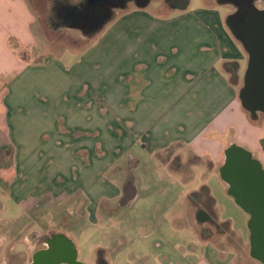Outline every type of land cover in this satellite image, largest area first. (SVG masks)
<instances>
[{
	"label": "rangeland",
	"instance_id": "rangeland-1",
	"mask_svg": "<svg viewBox=\"0 0 264 264\" xmlns=\"http://www.w3.org/2000/svg\"><path fill=\"white\" fill-rule=\"evenodd\" d=\"M26 1L35 17L31 29L34 38H36V43L33 42L21 47L16 41L9 40L8 44L17 50L19 47L21 48L19 52L23 58H26L24 61L26 66L40 62L46 54H49L48 56L51 58L56 55L55 58L57 59H49V62L51 61V65L57 69L59 67L61 72L69 75L67 78L70 84H67H69V88L74 90V95L72 94L73 103L78 106L79 112L83 111L84 122L87 127L92 126L91 120H94V118L88 117L89 110H94L100 117L99 121L101 122L102 119L106 125V137L104 138V145H102L101 137L104 134L101 133V129H95V132L84 129L79 132L67 130L58 121V135L56 132L55 135L54 132H51V134H46L40 139L42 144L47 143L55 153L49 157L50 154L44 151L46 155L37 162L38 164L36 163L38 170L42 173V169L45 168L49 170H54L56 167L62 169L64 165L72 164L74 165L72 172L89 169L90 177L95 180L93 185H97V188L103 183L108 189L111 186L123 188L125 185H131L139 189L140 195L135 205L130 208H119L118 205H113V212L110 209L109 213L101 216L108 224L102 229H98V227L87 224L85 205L89 199L80 189L68 193L66 198L60 196L59 198L62 199L57 202L51 200V206L42 203L45 206L39 208L38 206L34 207V202L32 203L31 200L22 201V196L10 191L9 187H1L0 232L4 233L5 238L0 242V264L6 263L7 255H15L18 252L23 253V256L17 257L19 262L27 264L32 252L43 245L42 238L53 232L73 240L79 254L78 261L85 264H93L98 252L108 264H158V257L156 256L161 254H168L172 258L178 259L180 257L173 249V244L176 240L181 243H188L193 233V219L196 217L192 200H188L182 195L184 192L196 191L200 193V201L204 200V194L200 192L201 183L204 179L208 181L207 185L210 187L211 198H208L210 214L215 217V221L218 222L217 225L223 228L228 227L232 234L237 228L240 229L243 226L240 210L233 205V199L227 196L219 175L212 176L205 164L192 163L188 160L190 145L181 146L178 143H172L168 148L153 156L149 153L151 146H146L147 138H142V136L149 137L150 130L147 132L135 124L128 123L127 120H124L123 128L112 123L115 115L113 110L115 98L111 91V79L116 74L118 62L124 63L126 55V59H130V47L134 48V45L143 44L144 40L150 42V45L154 44L153 52L160 50L158 43L164 42L165 46V53H159L157 58V62L160 63L158 67L163 68V73H156L155 80L150 86V91H154V95L150 99L155 101L148 113L153 118L151 124L155 122L159 125L155 128H162L166 118L160 119V116L168 110L176 113L180 109V103H174L170 108L160 101L164 99L161 98L164 95L162 90L180 89L182 87L181 85L178 87L174 83V79L177 77L182 81L185 80L183 86L186 90H189L191 82L194 81V73L189 71L184 62L183 66H180L179 62L184 58L182 48L186 47L187 43H196L197 38L202 35L189 33L185 29L202 24L201 20L193 14V11L202 7L215 8L225 15L233 11L234 7L228 4V0H220V2L225 1V4H219L216 0H177L173 6L169 5L166 0H149L147 6L143 8L139 7L137 1L128 0L123 6L115 8L109 19L103 23L92 25V28H87L86 32L81 30L73 19H67V13L83 0ZM254 5L256 8L264 9L263 0L256 1ZM146 26H151L148 32L145 31ZM137 27L141 28L138 29ZM119 36V40H123L121 42L124 44L123 46L113 44V39ZM6 48L8 49V47ZM122 55H124L123 59L121 58ZM244 55V59L237 60L239 77H233V82L239 81V85L242 84L246 68L245 52ZM163 58H167V62ZM169 59H172L171 63H168ZM32 70L33 68L25 69L26 75L32 73ZM36 72L38 71H34V73ZM14 74L9 72L6 77L2 76L4 81L0 85V89L3 94L10 88ZM124 76L127 77L128 74H124ZM101 78H104L101 83L106 87H102L100 90L95 86ZM21 81L19 79V82ZM25 83L26 87L33 89L31 80H27ZM13 87L11 86V94L16 98L12 101L30 106L31 98L29 96L31 94L29 92L32 91L26 88L24 89L25 95L17 97L14 95ZM87 87L90 88L89 91ZM92 87L101 92L96 93L97 91H95L92 94ZM141 98V96L134 98L131 104L133 105ZM9 100L10 97H6V102ZM169 101H171L170 98ZM126 104L129 107L128 98ZM6 106L9 108L7 114L9 125L12 126L14 121L18 122L20 118H25L27 113L23 114V106H18L19 110L7 103ZM85 111H87V118ZM250 115L254 116L253 114ZM30 116L33 117V114ZM176 129H180L177 124L173 129H166L164 137L167 138V133L170 135ZM97 133L100 135L98 138L100 142L97 143L95 139L91 142V138L98 137ZM107 134L114 138H108ZM121 134H124L122 137L125 136L126 145L118 140L119 138L122 139ZM68 135H71L73 140H80V143L83 144L87 143V140H83V138L88 137H90V140L88 138L89 143H97L96 146L89 144V148L95 153L93 155L100 157L98 161L90 162L88 160L90 154L87 147L74 149L76 158H71L70 152L74 145H78L75 142L67 143ZM141 141L146 145L141 144ZM13 146V148L9 144L0 146V175L13 176L12 165L16 156L17 145L14 144ZM244 149L250 153L253 159L258 160L256 152ZM64 151L67 152L66 157L70 161L65 159L66 162L59 161V158H55L56 154L64 157ZM177 152L180 155H177L176 158L181 157V162L186 161L183 166L186 167V171L191 172L189 176H187L188 172L183 177L179 172L169 170L166 163L171 159L170 164L172 165ZM176 161L178 164L179 161ZM262 168L264 169L263 166ZM0 182L6 185L8 181L0 176ZM113 202L116 203L115 199L112 200ZM35 205L37 204L35 203ZM38 211H40V218H38ZM166 212H169L166 217L170 221L166 220L165 222L163 217ZM176 214H182L184 219L171 222L172 216ZM119 218H143L142 230L138 231L143 236H139L137 232L133 235L132 232L126 231L123 226L112 224L116 223ZM32 219L35 221L34 224ZM174 227L179 228L180 232L176 233ZM30 234L36 235V238H31ZM237 234H239L238 231L235 235ZM237 236L236 238L230 235L232 239L239 240L240 235ZM239 241L241 242V240ZM158 243H162L161 246L155 247ZM149 245H151L150 248L147 247ZM208 248L209 246H203L201 249L208 251ZM217 248L226 254L232 246L227 242V238H223L221 245ZM217 258L219 262H225V255H218Z\"/></svg>",
	"mask_w": 264,
	"mask_h": 264
},
{
	"label": "crops",
	"instance_id": "crops-1",
	"mask_svg": "<svg viewBox=\"0 0 264 264\" xmlns=\"http://www.w3.org/2000/svg\"><path fill=\"white\" fill-rule=\"evenodd\" d=\"M216 1L219 4H225V1ZM147 4L141 8L146 7ZM228 4H231L233 7L235 5L229 0ZM231 13L233 11L226 15L225 13L221 14L215 8L206 6L193 11V14L201 20L202 24L185 30L189 33L192 32L202 36L197 38L196 43H187V46L182 48L184 58L180 60L179 65L183 66L184 62V65L188 67L189 71L194 73V81L191 82L189 90H186L183 86V81L185 80L183 79L182 81L177 77L174 79V83L178 87L181 85L182 87L180 89L162 90L164 95L161 94V98L164 99L160 102L165 103L170 108H172L174 103H180V109L176 113L169 112L168 110L160 116V119L163 117L166 118L162 128H155L159 126L155 122L151 124L153 118L148 113L151 111L153 103H155L154 99H150L154 95V91H150V86L155 80L154 76L157 75L156 73H163V68L158 67L160 63L157 62V58L159 53H165L164 42L158 43L160 50L154 52V44L150 45V42L146 40H144L143 44L134 45V48L130 47V59H126V55L124 63L121 61L118 62L116 74L111 79V91L115 98L113 105L115 115L112 123L123 128L124 120H127L128 123L135 124L137 127L147 130V132L150 130L149 137L142 136V138H147V145L143 141H141V144L147 147L151 146L149 153L153 156L168 148L172 143H178L181 146L190 145L191 148L188 149V160L192 163L205 164L209 174L212 176L219 175V168L224 160V150L230 145L242 146L250 151L256 152L258 154L257 161L261 164V167H264V150L261 145V140H263L264 135V113L254 115V118V116L246 112L240 105L238 99V91L242 84L239 85V81L233 82V77H239V63L237 60L244 59L245 55L240 42L234 37L228 27L227 17ZM34 20L35 17L26 0H0V85L4 81L2 76L6 77L9 72L15 73L12 84L6 90V93L3 94L0 89V146L9 144L13 148L14 144L17 145L16 156L14 157L12 165V170L14 171L13 176L7 177L1 174V178L8 182L6 185L0 182V188L9 187L10 191L22 196V201L26 202L27 200H31L32 203L34 202L33 206H38L39 208L45 206L42 203L51 206V200L57 202L62 199L59 198L60 196L66 198L68 193L80 189L87 199H89L85 205L87 224L102 229L108 223L101 216L109 213L110 209L113 212V205H118L119 208H130L135 205L140 191L138 188L131 186L132 198L129 199L126 196L125 187L118 188L117 186H111L108 189L103 183L97 188V185H93L95 180L90 177L89 169L72 172L71 170H73L74 166L72 164H66L64 165L65 168L62 167V169L56 167L54 170H49L45 168L42 169V173L38 170L37 162L46 155L44 153H49V157L55 153L47 143L42 144L40 139L46 134H51V132H54V135L56 132V135H58V121L67 130L79 132L83 129L93 131L95 129H101V133L104 134L101 137L102 145H104V138L106 137V125L102 119L101 122L99 121L100 117L94 110H89L88 117L90 116L94 120L90 119L92 126L87 127V124L84 122L83 111L79 112L78 106L73 103L74 90L73 88H69L70 81L67 78L69 75L61 72L59 67L58 71L54 65H51V61L49 62V59L52 60L56 55H53L54 57L51 58L48 56L49 54H46L40 62L26 66L24 63L26 58H23L19 52L21 48L19 47L20 49L17 50L10 47L8 44L9 40L16 41L21 47L33 42L36 43V38H34L31 29V24ZM150 27L146 26L145 31L148 32ZM137 28L140 29L141 27ZM142 30L144 32V27ZM119 39L120 36L116 39L114 38L113 44L123 46L124 44L121 43L123 40ZM121 58L123 59L124 55ZM163 60L167 62L168 59L163 58ZM171 62L172 59H169L168 63ZM27 68H33L32 73L26 75L25 69ZM34 71L38 72L34 73ZM124 74H128V76L125 77ZM19 79L22 81L19 82ZM27 80H31L33 89L26 87L25 82ZM103 80L104 78L98 80L95 87L100 88V90L102 87H106L101 83ZM11 86H14V95L17 97L24 96V89L26 88L32 91H28L31 94L29 96L31 98L30 106L12 101L16 97H13V94H11ZM95 87L91 88L92 94L95 91H97L96 93L101 92ZM89 89L87 87L88 91ZM8 96L10 100L6 102V97ZM138 96L142 98L138 99L132 105L131 103L134 98ZM125 98L126 100H124ZM127 98L130 102L129 107L126 104ZM169 98L171 101H169ZM6 103L9 106L12 105L17 108L18 106H23V114L27 113L25 114V118H20L18 122L14 121L12 126L9 125L7 122L9 108H7ZM86 113L87 111H85ZM30 114H33V117ZM175 124L178 127L180 126V129L172 131L173 133L170 135L167 133V138H165V130L173 129ZM64 134L67 135V133ZM123 135L121 134L120 136L122 137ZM99 136L98 134V137L95 136L91 140L90 137L88 138L91 142L95 139L99 143ZM108 136V138H114L113 136ZM68 138L67 143L75 142L78 145H74L70 152L69 155L71 158H76L74 156V149L87 147L90 154L88 160L90 162L98 161L100 157L93 155L95 153L89 148V144H93V146L95 144L96 146L97 143H89L88 138H83V140H87V143L83 144L80 143V140H73L71 135H68ZM118 140L124 145L127 144L125 136L121 140L120 138ZM63 155L64 157L61 155L57 156L56 154L55 158H59V161H70L66 157V151H64ZM177 155L180 154L178 152L175 154V159L179 161L178 164L174 158L172 165L170 164L171 159L166 164L169 170L179 172L185 177L188 171H186L183 163L186 161L181 162V157L176 158ZM189 173L191 174V172H188L187 176L190 175ZM221 181L227 196H230L227 193V184L222 179ZM201 184L202 189L200 192L205 193L208 198H211L210 187L207 185L208 181L204 179ZM182 196L188 200H192V207L195 208L194 213H196L201 202L200 193L190 191L184 192ZM114 199L116 203H112ZM233 205L241 212L244 228L242 226L240 229L237 228L234 230L235 233L238 231L239 234L237 235H240L239 240L241 242L237 239H232L230 235L233 237L237 235L235 233L232 234L228 227L223 228L217 225V221H215L216 223L200 222L195 217L192 226L193 233L188 243H181L176 240L173 244V249L180 258L176 259L174 257L172 258L171 255L161 254L156 256L158 257L157 263L264 264L263 261L254 256L250 251L252 229L246 212L235 201ZM40 211H38V218L41 217ZM168 213H164L163 220L165 222L169 220L166 217ZM183 219L182 214H176L172 216L171 222L182 221ZM32 220L34 221V219ZM142 220L143 218H119L116 223L112 224L121 225L126 231L132 232L135 235L136 232L138 233V231L142 230ZM174 229L176 233L180 232L179 228L174 227ZM138 235L143 236L141 233H138ZM61 236L66 241L71 240L67 236ZM4 238V233L0 232V242ZM223 238H227V242L232 246L228 250L229 253L227 252L228 255L223 250H220V248H217L221 245ZM73 243L77 252L75 242L73 241ZM159 244L155 245V247H160L162 243ZM203 246H209L208 251L202 250L201 248ZM147 247L150 248L151 245ZM218 255H225V262H219ZM19 256H23V253L18 252L15 255H7L5 264H21L18 260L19 258L17 259ZM77 260H79L78 252ZM28 262L27 264H29ZM93 264H96V257Z\"/></svg>",
	"mask_w": 264,
	"mask_h": 264
},
{
	"label": "water",
	"instance_id": "water-1",
	"mask_svg": "<svg viewBox=\"0 0 264 264\" xmlns=\"http://www.w3.org/2000/svg\"><path fill=\"white\" fill-rule=\"evenodd\" d=\"M95 0H89L93 2ZM254 14L239 21L236 27L228 24L234 37L240 42L247 55L242 85L238 91L241 106L250 114L264 113V9L254 8ZM220 178L227 184V193L245 212L257 210L256 216L264 215V170L245 149L230 145L224 150V160L219 168ZM132 187L126 196L132 198ZM194 196V195H193ZM197 221L203 222L196 213ZM257 233H264V222L253 224ZM70 247L68 256L54 254L52 251L39 257L32 256L39 264H84L77 260L73 241L67 240ZM42 254V253H41Z\"/></svg>",
	"mask_w": 264,
	"mask_h": 264
},
{
	"label": "flooded vegetation",
	"instance_id": "flooded-vegetation-1",
	"mask_svg": "<svg viewBox=\"0 0 264 264\" xmlns=\"http://www.w3.org/2000/svg\"><path fill=\"white\" fill-rule=\"evenodd\" d=\"M128 0H95L89 2V0L81 1L78 6L73 8L67 13V19H73L77 26L84 32L86 29L92 28V25L97 23H103L111 17L113 10L123 6ZM134 1V0H133ZM137 1V0H135ZM259 0H232L234 5L233 13L231 14L230 22L232 27H236L239 21H244L246 18L254 14V3ZM264 2V0H263ZM66 15V14H65ZM125 190L128 192L131 185H125ZM204 200L200 202L199 207L196 210L199 218L203 219V222H215V217L210 214L211 211L208 205V197L205 193ZM257 211V210H255ZM254 209L246 212L248 220L251 226V239H250V251L251 253L264 262V233H257L253 224L259 221L264 222L263 216H256ZM208 214H207V213ZM43 245L38 247L31 255L29 264H39L32 260V256L39 253V257L46 255V253L52 251L55 255L60 254L68 256L70 247L64 237L59 234L51 233L48 236L42 238ZM42 253V254H41ZM57 256V255H56Z\"/></svg>",
	"mask_w": 264,
	"mask_h": 264
},
{
	"label": "trees",
	"instance_id": "trees-1",
	"mask_svg": "<svg viewBox=\"0 0 264 264\" xmlns=\"http://www.w3.org/2000/svg\"><path fill=\"white\" fill-rule=\"evenodd\" d=\"M86 1V0H85ZM149 0H137V3H138V5H139V7H142V6H145L146 4H147V2H148ZM167 1V3L169 4V5H175L174 4V2L176 3V1L177 0H166ZM232 14V13H231ZM231 14H229L228 15V17H227V23L228 24H231V22H230V17H231ZM20 49V48H19ZM233 65V64H232ZM261 145H262V148H263V150H264V139L263 140H261ZM30 237L31 238H33V239H35L36 238V236H34L33 234H30ZM96 264H106V261H105V259H104V257L100 254V252H98V255H97V257H96Z\"/></svg>",
	"mask_w": 264,
	"mask_h": 264
}]
</instances>
